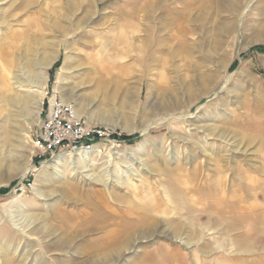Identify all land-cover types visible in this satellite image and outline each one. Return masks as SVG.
Wrapping results in <instances>:
<instances>
[{"label":"rangeland","instance_id":"rangeland-1","mask_svg":"<svg viewBox=\"0 0 264 264\" xmlns=\"http://www.w3.org/2000/svg\"><path fill=\"white\" fill-rule=\"evenodd\" d=\"M202 1L0 0V96L33 93L37 102L16 123L19 150L9 151L0 128V189L10 188L0 197V245L30 253L22 264L81 263L83 240L94 247L114 230L77 238L69 252L55 248L70 215L95 213V193H107L88 174L108 182L117 214L150 210L169 232L120 264H264V53L251 52L264 45V0ZM196 68L215 80L187 91ZM14 75L37 78L40 88L18 93ZM54 96L69 99L103 141L53 155L39 149L43 103ZM4 116L0 105V123ZM223 131L239 146L219 138ZM221 181L222 200L211 195ZM220 212L230 213L229 230L203 233L207 246L185 244L205 222L201 213L216 222Z\"/></svg>","mask_w":264,"mask_h":264},{"label":"bare ground","instance_id":"bare-ground-1","mask_svg":"<svg viewBox=\"0 0 264 264\" xmlns=\"http://www.w3.org/2000/svg\"><path fill=\"white\" fill-rule=\"evenodd\" d=\"M99 1L101 2L102 0ZM207 1L209 2V0ZM207 1L204 2L202 1V4H204ZM213 1L214 0H210L212 4ZM228 3H229L228 6L230 7L239 5V3L237 4V2H234L233 0H229ZM203 6L206 5L204 4ZM2 24L3 23H0V25ZM235 28L236 25L232 23L225 25L224 27H222L221 30L224 32V34H229L233 29L235 30ZM146 32L148 31L146 30ZM221 49H222V43L219 42L216 46V52L220 51ZM212 56L213 54L209 55V60L211 61H212ZM51 61L52 60L49 59L48 57L44 61H42V64L44 66H48L50 65ZM197 68L195 70L197 72L195 80L193 82L191 81V84L184 87L187 91H190L195 85L199 83L203 84L204 86H208L211 82L215 80L214 74L206 73V72L203 73L202 71L200 72L197 70ZM225 72L228 73L227 70ZM11 87L14 90H17L18 93L23 92L25 88H29V87L33 88L35 91L40 88L37 78L32 80L31 78L29 79L28 77L25 79L21 75L13 76ZM72 93L70 92V95H72ZM162 97L163 98L161 99L159 98L158 102L164 101L166 99L165 96ZM68 100L66 103H70L68 102ZM195 100H200V97L198 98L196 97ZM177 102L179 103V105L181 104L180 101ZM36 103H37L36 95L33 93H29V94L25 93L24 96H20L17 98L12 97L11 95L8 94L0 96V105L3 106V110L5 113V116L1 120L0 128L4 130L3 142L5 145H7L10 148L9 151L19 150V148L16 145L18 141L15 138V135H17L16 132L17 130H19L16 123L18 122V119L21 116L25 115L26 113L30 114L31 104L34 105ZM127 130L128 132H132L131 129H127ZM218 137L223 140H226L228 143L233 141L234 146L237 147L239 146L238 145L239 143L236 140H234V137L228 134L226 131H223V133L220 134ZM10 157H11L10 155H5V159H9ZM48 167L49 165H44L42 168L44 171V177L45 176L49 177L46 172ZM59 173H60L59 170L56 171V174ZM87 177H89V181L91 184L95 183L101 185L105 189V191H107L108 194L106 192L95 193L93 197V201L95 202V207H97L95 213L91 214L87 211H81L80 212L81 214L78 215V218H76V216L75 217L71 216L72 214L70 215L69 220L65 224L67 230L66 232L63 233L64 235L55 236V243H56L55 248L58 250H62L63 253L65 251L69 252V250H72L73 247L75 246V242L77 238H85V237L87 238L88 236H92L99 231L100 232L104 231V229L108 227H113L114 230L105 234L102 237V239L98 241V244L95 245L94 247L92 246V243L91 241H89V239L86 240L84 239L82 243L86 246V249L87 248L89 249V251L80 252L82 253L80 254V256L83 257L84 261H82L81 263H75V260L72 259L69 263H65V264H120L122 262H128L127 260H129L130 255L133 254L136 251V249L140 247V244L145 242L148 243L152 241L157 235L167 236V237L169 236V232L158 228L159 222L157 218L153 214H151L150 210L145 209V212L140 214H137V212L135 211H131L130 217L123 215L122 213L117 214L116 210L110 207L107 202L108 199L116 200V201L119 199L117 198V195L115 196L110 192L108 182L97 178L96 176H94V174H90V175L88 174ZM46 180L49 179L46 178ZM224 185L225 183L221 181L219 185L216 184V186L215 185L214 187L212 186L211 195L216 198L219 197L221 200L225 198L227 189L226 187H224ZM152 189L154 190L153 187ZM129 197H131V195ZM132 198L135 200L136 197L132 196ZM153 200L155 202L159 201L156 198H153ZM125 201H126L125 204H127V200H124L123 202ZM85 206L88 207L87 205ZM135 206H136V200L135 202H133V205L129 207L134 208ZM260 210L261 212L264 211L262 207L260 208ZM229 214H230L229 212H220L216 214L218 218L216 222H214L215 220L212 217V215L208 213H201L199 219H203L205 222L203 224H200V227H197L198 229L196 230V234H194L193 236L186 237V239H184L185 244H187L188 246L191 245H199L201 247L207 246L208 242L203 237L204 236L203 233H205L206 231H216L217 229L229 230L230 227V220L228 217ZM133 215H136V217H133ZM189 226L190 229L192 228V230H194L193 229L194 226L192 224H190ZM183 227H185V225H181V224L177 227V230L175 231L177 234H175L174 238L180 239V234L184 229ZM35 228H36V232H38L41 226L37 224ZM20 229L21 228L19 227L18 232ZM12 245L13 244H10L9 242L6 241H4L2 245H0L1 248L0 258L3 264H13L10 262V260H8L9 255L18 257L17 259L20 261L19 263L21 264L22 261L25 263L26 259L28 261V256L31 254L30 253L23 254L19 252L20 246L12 247Z\"/></svg>","mask_w":264,"mask_h":264},{"label":"built area","instance_id":"built-area-1","mask_svg":"<svg viewBox=\"0 0 264 264\" xmlns=\"http://www.w3.org/2000/svg\"><path fill=\"white\" fill-rule=\"evenodd\" d=\"M46 101L41 111L44 120L36 138L39 149L53 155L62 149L88 150L95 143L103 141L104 132L88 127L77 115L73 104L55 96Z\"/></svg>","mask_w":264,"mask_h":264},{"label":"trees","instance_id":"trees-1","mask_svg":"<svg viewBox=\"0 0 264 264\" xmlns=\"http://www.w3.org/2000/svg\"><path fill=\"white\" fill-rule=\"evenodd\" d=\"M251 52H256V53H264V45L262 46H257L255 48H253L251 50ZM114 139H117V140H124V141H127V142H133L135 141L138 136H134V137H127V136H122V137H117V136H112ZM10 191V188H6V189H0V197L5 195L6 193H8Z\"/></svg>","mask_w":264,"mask_h":264}]
</instances>
